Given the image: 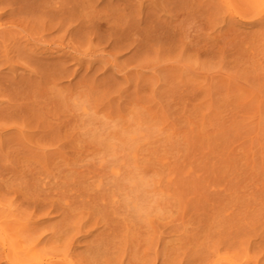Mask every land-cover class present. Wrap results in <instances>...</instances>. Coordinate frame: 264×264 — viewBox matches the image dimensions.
<instances>
[{"label": "rangeland", "instance_id": "374dc122", "mask_svg": "<svg viewBox=\"0 0 264 264\" xmlns=\"http://www.w3.org/2000/svg\"><path fill=\"white\" fill-rule=\"evenodd\" d=\"M0 264H264V0H0Z\"/></svg>", "mask_w": 264, "mask_h": 264}, {"label": "bare ground", "instance_id": "6f19581e", "mask_svg": "<svg viewBox=\"0 0 264 264\" xmlns=\"http://www.w3.org/2000/svg\"><path fill=\"white\" fill-rule=\"evenodd\" d=\"M16 253V252H15Z\"/></svg>", "mask_w": 264, "mask_h": 264}]
</instances>
